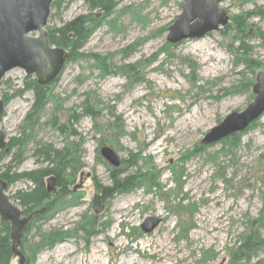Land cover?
<instances>
[{
  "label": "rangeland",
  "instance_id": "rangeland-1",
  "mask_svg": "<svg viewBox=\"0 0 264 264\" xmlns=\"http://www.w3.org/2000/svg\"><path fill=\"white\" fill-rule=\"evenodd\" d=\"M183 5V0H117L107 13L91 12L83 0L52 7L47 32L81 16H89L93 32L75 58L62 48L69 59L48 85V102L27 123L30 129L26 118L34 94L25 88L35 76L15 68L2 78L0 128L7 147L1 151L10 154L0 164V179L6 181L1 175L16 151L9 143L17 138L27 143L22 163H12L11 173L45 167L35 155L45 145L61 150L73 144L82 164L69 189L80 179L82 187L63 198L55 182L59 202L44 220L26 227L21 249L28 257L24 238L37 244L40 232L76 234L26 264H264V242L249 261L233 260V248L253 224L264 239V114L235 141L200 143L255 97L256 75L264 72V0H221L230 18L249 15L243 33L230 21L228 28L170 44L169 27ZM70 116L73 135L51 124L54 119L65 124ZM104 146L113 148L121 177L135 186L130 182L93 206L97 185H113L115 168L102 157ZM8 185L22 209L13 196L31 183ZM87 214L100 224L88 245L80 232ZM149 216L162 222L145 233L141 226ZM10 234L9 228L11 246ZM18 261L14 256L11 264Z\"/></svg>",
  "mask_w": 264,
  "mask_h": 264
},
{
  "label": "water",
  "instance_id": "water-1",
  "mask_svg": "<svg viewBox=\"0 0 264 264\" xmlns=\"http://www.w3.org/2000/svg\"><path fill=\"white\" fill-rule=\"evenodd\" d=\"M55 0H0V82L11 70L19 68L26 75H34L41 86L52 83L61 73L69 55L62 48L53 46L48 39L46 26ZM183 11L169 27L167 41H180L201 37L218 30L229 22L228 14L219 7L221 0H183ZM253 101L241 112L227 115L223 121L210 129L201 140V145H210L245 131L249 125L264 114V72L256 75L252 87ZM4 102L0 99V115ZM7 147L6 136L0 128V151ZM102 157L113 167L121 160L113 148L104 146ZM80 179L78 187H82ZM8 182L0 179V220L10 224L11 250L25 264L26 258L20 250L24 230L36 214L22 216V210L14 204L8 194ZM48 192H56L55 177L47 179ZM161 219L147 217L142 230L154 231Z\"/></svg>",
  "mask_w": 264,
  "mask_h": 264
},
{
  "label": "trees",
  "instance_id": "trees-1",
  "mask_svg": "<svg viewBox=\"0 0 264 264\" xmlns=\"http://www.w3.org/2000/svg\"><path fill=\"white\" fill-rule=\"evenodd\" d=\"M83 1L89 6V10L91 12L99 10L101 12L107 13L114 8L117 0ZM64 3L65 0H55L52 7L60 8ZM248 16L249 15L234 16L233 18H229V20L233 23V26L237 32L243 33L244 29L246 28V21L248 20ZM88 22L89 16H81L69 22L68 24L63 25L62 27L50 30L48 32V39L50 44L53 46L64 48L65 50H71L75 58L77 52L83 47L86 40L93 32V27H89ZM229 25L230 22L227 23L224 28H228ZM98 62L107 67L106 61H101L100 59H98ZM122 68L127 69L129 68V66H123ZM25 89L33 91L34 94L32 112L26 118V124H29L30 122L35 121L34 116H39L41 110L46 106L49 98V93L48 86H41L37 83L36 80H33L32 82L26 84ZM23 91L25 92V90H22L21 92ZM86 109L90 115H94V117H96V112L94 109ZM73 117L74 116H70L67 123L62 125H58L57 119L52 120L51 124L57 127L62 134L68 133L69 135H73L74 131H69L67 127L70 122H73ZM27 129H30L29 125ZM29 139L30 137L26 136V140ZM228 139L235 141L238 139V135H234ZM26 143L27 141H24L23 138L11 140V142L9 143V148L10 150L15 149L16 151L13 154L9 164L6 165V170L1 175V177H3L6 182L11 185L21 181L31 183V187L29 189L19 190L13 196L14 199L18 200L20 206L22 207L23 216H28L33 212H36L34 219L30 223L31 227L33 222L42 219L44 220L45 216H47L53 210L54 205L59 202V198L55 197L56 192H48L47 190V185L45 182L47 181L48 177H55V182L62 187V194H60V197L66 198L69 194L72 195L81 188L78 187L80 182L73 186L72 191H70L69 186L75 183V175L77 173V170L82 167V164L80 160L75 157L76 148L73 144H68L67 147L61 150L54 148L52 145H45L40 146L35 150V155L42 158V163H46L45 167H40L38 169L25 172L11 173L13 169L12 163H22L24 156V147ZM9 154L10 153L6 151L0 152V164L6 159ZM122 174L123 171L115 168L114 173L112 174L113 185L111 188L97 185L98 194L93 199V206L97 204V201L100 197L101 200H99L101 202L108 201L112 198L114 190L122 191L123 187H125L130 182L135 186L130 177L122 178ZM100 206H102V204ZM99 225V221L97 220L95 214L91 216H89L88 214L86 215V223L81 224L80 232H83L87 241V245L89 244V239L97 232V228L99 227ZM0 226V264H11L14 254L12 253L10 246V224L0 220ZM75 234L76 233L73 231L62 232L61 230L49 233L40 232V240L37 242V244L31 245H29L30 243L26 242L24 238L23 248L28 247V250L30 252V257H27V254L25 255L26 260L29 263L33 262V260H35L36 253L46 247H53L58 242H61ZM263 242L264 239L259 233V229H257V227L253 224L242 235L239 244L235 248H233V260L249 261L257 254Z\"/></svg>",
  "mask_w": 264,
  "mask_h": 264
},
{
  "label": "bare ground",
  "instance_id": "bare-ground-1",
  "mask_svg": "<svg viewBox=\"0 0 264 264\" xmlns=\"http://www.w3.org/2000/svg\"><path fill=\"white\" fill-rule=\"evenodd\" d=\"M114 233V232H113ZM146 243V242H145ZM130 261H132V259L130 260Z\"/></svg>",
  "mask_w": 264,
  "mask_h": 264
}]
</instances>
